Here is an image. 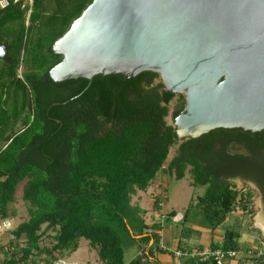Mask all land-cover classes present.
I'll list each match as a JSON object with an SVG mask.
<instances>
[{
    "label": "trees",
    "instance_id": "16d2710c",
    "mask_svg": "<svg viewBox=\"0 0 264 264\" xmlns=\"http://www.w3.org/2000/svg\"><path fill=\"white\" fill-rule=\"evenodd\" d=\"M92 1L7 0L0 8V44L7 50L0 60V221L9 220L8 205L22 182L29 204L28 219L12 232L24 245L19 251L12 246L0 264H37L34 254L42 253L48 257L44 264H53L59 260L55 252H75L81 239L96 249L100 264H125L124 238L138 243L140 253L128 264H160L154 254L160 226L145 224L131 193L146 190L165 172L181 180L188 171L193 186L205 188L189 209L211 230L238 207L252 212L250 191L217 181L192 151L196 139H177L165 118L178 95L166 91L157 74L98 75L91 83L50 79L62 59L52 51L54 42ZM179 100L173 118L184 108ZM18 124L22 128L15 131ZM43 226L55 232V244L46 250L40 247ZM210 249L246 258L259 253L244 249L234 228H226L222 242ZM185 264L216 262L188 258Z\"/></svg>",
    "mask_w": 264,
    "mask_h": 264
},
{
    "label": "water",
    "instance_id": "95a60500",
    "mask_svg": "<svg viewBox=\"0 0 264 264\" xmlns=\"http://www.w3.org/2000/svg\"><path fill=\"white\" fill-rule=\"evenodd\" d=\"M54 83L155 73L184 96L177 139L264 130V0H93L56 40ZM0 44V60L6 57Z\"/></svg>",
    "mask_w": 264,
    "mask_h": 264
},
{
    "label": "rangeland",
    "instance_id": "374dc122",
    "mask_svg": "<svg viewBox=\"0 0 264 264\" xmlns=\"http://www.w3.org/2000/svg\"><path fill=\"white\" fill-rule=\"evenodd\" d=\"M24 4H30V0H23ZM26 25L28 23L26 22ZM22 68L18 69L17 75L21 77ZM161 80V79H160ZM156 80L155 83L160 82ZM184 100V96L178 95L174 98L168 105L169 114L165 118V121L168 125L174 126L173 112L178 109L180 105V100ZM21 125L15 126V131L20 130ZM177 149V146H174L170 149L167 162L173 157ZM166 162V163H167ZM166 173V172H165ZM167 182L165 184L164 195L161 196V213H155L153 209V194H155L156 188L154 185H151L146 190L134 189L131 193V203L134 206H137L141 211L139 216L144 220L147 225H174L171 221L164 220V215L166 212L176 211L179 214H186L187 220L185 223H177L175 227L177 230L182 228H192L197 231V233H204L208 229V225L205 223L202 216H197V210L195 208L189 209L191 201L193 205L196 204L198 197H201L204 194V187L193 186L192 176L188 171H186L184 178L177 180L174 176L165 175ZM163 175V174H162ZM25 182H22L17 186L14 201L8 205V219L12 222L13 227L11 230L6 231L0 234V263L5 259L10 257L9 250L12 246H15V251H19L24 245V239L15 241V238L12 232L16 227L22 222L28 219V209L29 204L22 199V189ZM235 185L238 189H243V185L236 182ZM136 198V200H134ZM158 204V202H157ZM249 205V204H248ZM251 213L248 211L242 210L238 207L233 212L226 217V223L223 225L224 228H234L239 232V241L243 245L244 249H251V251H261L263 255H257L256 257L248 254L247 258L244 256L239 257L236 262L232 264H264V218L262 215V209L259 203V198L257 195L252 196L251 204L249 207ZM145 212V216L143 217ZM162 214V215H161ZM183 216V215H182ZM158 223V224H157ZM159 225V226H160ZM149 227V226H148ZM259 229L262 230V234H259ZM42 236L40 239V247L42 250L50 249L54 244V235L55 232L51 229H46L45 226L41 228ZM122 243L124 250V260L129 262L131 255L129 250L131 249V243L133 240L124 238ZM79 248L76 252L70 254V252L57 253L54 255L62 259L64 262H70L75 264H96L94 262L96 252L88 245V243L81 239L78 242ZM138 244V243H137ZM45 253L40 255L34 254V259L37 261V264H44V259H47Z\"/></svg>",
    "mask_w": 264,
    "mask_h": 264
},
{
    "label": "flooded vegetation",
    "instance_id": "af4514ba",
    "mask_svg": "<svg viewBox=\"0 0 264 264\" xmlns=\"http://www.w3.org/2000/svg\"><path fill=\"white\" fill-rule=\"evenodd\" d=\"M192 151L205 160L217 181L235 187L238 182L242 190L257 195L264 218V130L215 129L197 138Z\"/></svg>",
    "mask_w": 264,
    "mask_h": 264
},
{
    "label": "crops",
    "instance_id": "0c3cea01",
    "mask_svg": "<svg viewBox=\"0 0 264 264\" xmlns=\"http://www.w3.org/2000/svg\"><path fill=\"white\" fill-rule=\"evenodd\" d=\"M165 175L168 174L165 173ZM166 182H167V178L164 176L163 173V175L158 177L151 184L154 185L156 188L155 194H153L152 196H153V209L154 212L157 214L161 213V209L158 206L157 202L161 201V196L164 195ZM134 200H136V198H134ZM176 214L179 213L174 210L171 212H166L164 215L161 214L162 216H164V220L171 221L174 225L162 226L157 223L158 225H160V229L157 231V234L159 236V245L155 250L154 254L155 257L160 262V264H185L188 258H197V257L187 256L186 254H190L195 251L205 250L210 248L211 244L213 243L220 244L222 242L224 231L226 229L223 227V225L226 223V220L218 228L214 230H211L208 227V229L202 234L199 232L197 233V231L192 228H182L180 230H177V227H175V225H177V223L179 224L182 222L185 223L187 219L185 220L184 214H181L183 215L182 220L179 222H175L173 221L172 217L173 215ZM233 214L235 213L233 212ZM144 216H145V212L143 217ZM147 226L151 227V225H147ZM181 244L182 247L185 248L184 251L180 247ZM130 246L131 249L129 250V254L131 255V259L129 260V262L140 254L137 244L131 243ZM93 250L96 252L94 262H96V264H100V261L98 260V256H97V251L96 249ZM129 262H125V264H128Z\"/></svg>",
    "mask_w": 264,
    "mask_h": 264
},
{
    "label": "built area",
    "instance_id": "2783aa9c",
    "mask_svg": "<svg viewBox=\"0 0 264 264\" xmlns=\"http://www.w3.org/2000/svg\"><path fill=\"white\" fill-rule=\"evenodd\" d=\"M18 0H15L17 2ZM30 0V4L31 5ZM8 5L7 0H0V8L4 9ZM30 14V11L28 12V16ZM161 201L158 202V206L161 208ZM183 216L181 214H176L173 217V221L179 222L181 221ZM13 227V224L10 220H3L0 221V234L4 233L6 231L11 230ZM262 252L260 251L258 255H260ZM187 256L191 257H197L199 259L205 260L212 258L216 262V264H230L232 262H236V260L241 256L240 252H234V251H228V252H221L219 250L212 251L210 248L201 250V251H195L190 254H186ZM53 264H75L70 262H64L62 259H59L55 261Z\"/></svg>",
    "mask_w": 264,
    "mask_h": 264
}]
</instances>
